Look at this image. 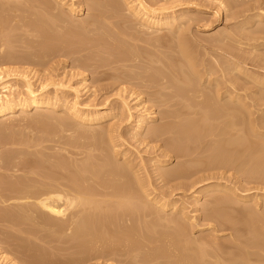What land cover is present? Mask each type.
<instances>
[{"label":"bare ground","instance_id":"bare-ground-1","mask_svg":"<svg viewBox=\"0 0 264 264\" xmlns=\"http://www.w3.org/2000/svg\"><path fill=\"white\" fill-rule=\"evenodd\" d=\"M2 1H4L3 3L6 2L5 4L0 2V52L2 51L3 53L4 50L8 49H3L6 48L5 41L7 40H4V38L6 39L5 35H8L7 33L10 32V29L8 30L9 26L8 28L4 26L6 22L2 19V16L6 19L4 15L6 11L3 10L6 8H4V6H7L6 10L9 15L15 12V9L17 12H21L22 6H20V4L16 5L17 3L14 4V0ZM49 1L40 0L36 2L35 5L37 6H34L36 8L35 10L41 11L40 13L36 12L40 15L42 21L38 20L39 17L36 21L38 20L42 22V24L45 22L48 24L52 23L49 25L47 24L50 30L45 25L43 26V31L46 30L45 28L48 30L46 33L43 32V34H46L47 37L50 34L48 39L53 38L52 40L55 42L54 46H52V48H48L50 46L46 47L45 45L48 43L45 40L44 42L46 44L43 45L41 43L42 46L51 49V51L53 50L59 57L63 56L64 59L65 57L71 58V62L75 65V68L73 67V73H75L74 70L77 69V71L81 70V73L91 72L100 75V73L102 74L110 70L111 72L113 71V73H117L114 77L117 82L111 79L113 83L115 82V86L117 83L118 85L120 83L121 85H128L129 87H138L142 85L141 83H145L144 86L147 88L143 85L142 88L144 90L146 89V91L150 88L152 93L154 92L153 89H156L157 93L156 91L154 93H156L157 96L154 97L156 99H153L154 95L148 91L146 92V97L150 93V96H148L152 98H148V101H142V94L144 95L145 92L143 89V93L141 91L137 92L138 89L140 90L141 88H136V96L135 94L131 95V91H127L130 93L125 97V87L128 86L123 88L119 85L120 89L122 88V92L118 91L120 94L122 93L121 95L119 94L123 103L122 107L118 108L117 112H108L110 104L106 101L102 107L90 105V102H88L89 100L87 101L86 99V101L82 100V102H80L83 92H85L84 95L87 92L90 93L89 90H91V86L89 85L93 86L92 79V83L88 82L91 83L88 85L90 89L83 88L81 91L78 87L83 82L81 84L77 83L79 86H77V84H75L76 86H68V80L66 82L61 79L58 80L59 78L54 80L51 76L46 77V74L39 80L40 84H36L38 88H35L33 77H30V74L28 75L30 72L12 71L9 68L7 70L0 69V119L8 118L12 114L18 112L25 114L28 110H39L41 108H45L46 111L49 112L51 110H63L68 116V118H64L65 115L63 114L62 116L64 117L62 118V111L59 116L61 118L57 119L56 117L55 119V121L58 120L57 122L53 120L55 117L51 119L53 116L51 114L50 117L46 118L48 121L51 119L55 122L54 125L53 122L51 123L49 121L51 124H48V126H51L49 127L51 128L50 131L55 128L57 130L58 127L61 136L58 135L60 132L56 130H53L51 134L59 132L58 134L55 133L57 135L53 136L48 134L47 136V133H50L49 128L46 126L48 128L46 129L48 132H46L45 127L42 126V129L44 128L43 131L45 130L44 132H46V136L49 137L50 135L52 138L49 137L51 140L46 141L48 142L47 145L50 143L54 144L53 147L45 145V149L53 154L50 153L45 155L43 152L46 150L42 148L41 149L44 150L42 151L43 154L40 153L41 150L38 151L39 154H42V156L44 155L42 160H38L35 157L36 155L34 156V154H32V152L35 153L34 151L30 152L33 147L29 142H26L27 140L34 141L31 140L28 135L26 136L30 139L25 141L22 140L24 143H22L21 138L20 140L17 139L19 142L12 141L13 137L11 141L7 139V141H9L8 147L23 146L27 149L14 150L8 148L11 149L8 150L10 152L8 153V157L10 158L7 157L5 162H2L3 160L1 161L3 166L0 163V173L3 171V174L0 175V222H5L6 225H9L5 226L9 231L0 229V235H7L13 238L11 241H5L4 243L2 239L0 240V244L5 246L0 247V264H92L96 259L97 261L101 259L104 260V262H106L105 264H264V213L260 214L259 212H254L253 208L250 209L247 207L246 209H238L236 207L239 203L237 200L238 198L241 201H245L250 197L236 195V192L233 191L232 188L229 189V187L222 184H209L205 187L203 186L199 188L200 190H195V197L193 196L194 214L199 213L198 211H201V208L204 209L205 212H203L205 214L203 218L208 221V224L212 222L211 224H214L213 226L216 225L211 230L213 234L223 230H229L235 234L232 237L237 238L235 240L237 244L230 240V242L222 240V242L224 241L222 247L227 246V242V244H229L228 248H232L234 244V248L236 249L230 248V250L233 252L235 250V254L230 250L232 255L230 252H226L228 248H221L219 244L220 241L218 243L219 239L212 233V235L209 234L210 236L208 235L209 237L205 239L197 241L198 238L195 237L196 241L192 240V237L188 235L191 229L188 231L187 228L189 227H187V224L185 225L187 220L183 222V220H185L186 213H184V211L186 207L182 208V214H180L181 216L179 218L177 217L179 215L175 218L172 216L170 220L173 225L169 223L170 220H166L170 227L171 225L173 226V229L169 230V226L160 221V218L157 217L159 213L157 214L155 212L157 215L153 214L154 212H152V209L158 205L161 211H165L166 208L172 206V210L176 212L178 203L174 202L170 205L167 203L165 195L163 198L159 199L153 197L152 193H149L150 189L148 188L150 186L147 184L149 186L147 187L142 177H140V172L137 169L138 166L136 167L134 165L135 163L131 162L132 159L130 161L128 160L130 155L128 156L126 151L120 153L115 150L118 149L117 147L119 146L116 145V138H114L116 136L115 128L117 127V121H115L116 123L113 121V123H111L113 114L115 115L117 113L121 117L123 113H126L129 115L132 124H130V131H134V133L132 132V139L138 138L136 142L140 144H145L147 143L146 141L149 140L150 143L148 142L146 147L151 143L161 144L159 148H157L158 150H164L161 154L162 158L158 157L159 159L157 160L152 159L155 160V168L157 169L158 167L156 172L161 174L159 178L162 176L161 179L165 178L166 180L163 179L165 181L175 182V180L181 181L183 178H185V180L187 178L192 179L196 174L199 176L200 173L204 174L207 172V175H202L198 179L196 178L197 180L193 178L195 182H193L192 185L189 184V188H194L195 186L198 187L201 183L205 184V182H209L208 180H213L214 172L211 174V171H226L229 168L234 169V167L240 164L241 167L239 166V170L245 173L243 168L249 164L250 171L254 172H252L253 177L255 176L254 181L258 179V183H264V111L261 112V116L259 115L260 119H256L255 117L252 119V111L249 110L250 104L248 105L245 102L246 97L240 94L246 87L242 88L241 83L240 88H238V85L236 86L238 89L234 87L236 85L235 82L238 80L241 82V80H243L242 77L251 78L253 76V74L249 73V70L245 68L247 63L250 62L253 66L261 68L262 66L260 67L259 65L263 63L262 58L250 59V57L247 56L249 59H246L245 57H241L244 56L246 52L244 55L235 56L237 55L236 53L235 55H231L229 52L234 51H232V49L230 50V48H232L231 45H234L231 43V45H229L230 51H228V54L231 55H229V58L232 62L231 60L227 62L228 65L226 64L227 67L225 68H227V72L229 71L228 75L230 74L232 76L231 82L235 84H231L234 89H231L232 87L228 88L227 85L224 87V84V89L222 90L220 88L222 84L219 85V81L221 80H218L216 77V79L212 78L215 75L218 76V74H215L216 72L212 73L213 70L211 71L209 69L199 70L200 67L204 65L202 62L197 61L196 57L199 56L197 53H195V55L193 52L194 46H192L191 43L193 40H190V42L187 39L190 34H187L188 37L185 35L186 32H189L188 29L191 28L190 23L194 21V12L205 10V8H202L204 5L201 6L203 0L200 4L193 0V2L190 1L182 6H179V4L177 5L175 0H112L113 4L116 2V5H108L110 2L107 4L104 0H78L77 7H75V3L68 5L65 0H55L56 3L62 7V12L60 8L58 9L56 7V9L60 10H57V12L60 13H54L55 7L53 6L54 9H52V6L48 4L50 3L52 5L51 2L53 0ZM217 1L219 2V8L224 5L227 10L228 8L234 10L233 7H238L239 3L242 4L241 7L245 6V3H242L244 0ZM122 2L125 4V7H123L124 4H122ZM245 2L249 1L245 0ZM257 3L255 2V4ZM120 4H122V8ZM30 6L33 7V5ZM10 7L12 8L11 13H9ZM29 7L27 6V8ZM177 8H180V10L177 11ZM219 8L217 9L219 10ZM254 9L255 11L258 9L257 12L262 13L252 14L250 17L245 15L248 12L252 13ZM28 11L29 10H26V12ZM32 12L33 11L30 13L29 11L28 14L30 13L33 16ZM22 13L25 14V10L20 14ZM235 13H237L235 17L233 16L235 19L245 17L244 21L240 23L238 36L242 35L244 32H248V34L244 33L245 36L243 35V38L240 36L246 42L244 46L251 47L250 52L247 51V54L249 52L250 54L248 55L250 56L252 54L254 55V53L263 55L264 53L260 52L264 51L262 50V48H264V2L253 5L252 7L246 6L243 11L239 13L235 11ZM11 16L14 18L15 14ZM36 16L34 18H36ZM16 19H19L18 22L21 23L20 18ZM8 22L7 19V24H10V22ZM252 24H263L261 25L263 28L258 26V30L253 33L252 31H248ZM54 29L56 35L52 33L54 37H51L52 35L49 31L51 32ZM9 36L10 35H8V37ZM225 36L228 37L227 35ZM220 37H222L221 34L219 38ZM226 37L224 40L228 39H226ZM234 37L233 35L231 36V38ZM219 38L217 39L220 40ZM239 38L238 40L242 41ZM52 40L49 41V43L53 42ZM14 41L11 42L13 43ZM17 41L19 44L18 39ZM220 42L218 41L217 44ZM223 43L222 41V44ZM239 43L242 44L243 42H238V44ZM10 45L14 44L10 43ZM222 47L224 46L222 45ZM222 47L221 49L224 52ZM227 47H225V50H228ZM195 48L196 47H194V49ZM221 49H219V51ZM237 49L236 51L238 52ZM7 53L9 57L7 55L5 59H0V67L2 65L17 66V64L20 65L21 63L26 64L28 61V63H30L33 58L29 60L26 56L24 60L23 57H21L22 55L20 56L21 58L18 57L21 53L19 55L16 53L17 55L15 54V57L14 55L11 56V52L7 51ZM102 53L103 56L101 55L102 58H99L100 61L97 57ZM168 53H170V55L173 53V58L168 57ZM243 53L244 52H242V54ZM42 54L45 56V53L42 52ZM82 54H84V56H82ZM105 54L109 59L106 58L107 56ZM25 55L26 54H24V56ZM77 55L78 57L80 55L78 59H76ZM199 55L202 56V54ZM2 56L4 55L0 57ZM222 56L223 55H220V57ZM105 58L108 59V61ZM203 58L202 56V59ZM102 59L104 62L107 61V63L104 64ZM220 59L221 58H219V60ZM101 62L103 63L102 65ZM214 63L213 67L215 68ZM211 64L212 63H210V65ZM104 67H108L109 69L100 72V68L106 69ZM206 67L207 66H204V68ZM223 68L224 67L221 69L223 70ZM262 68H264V66ZM134 69L138 70L135 72ZM166 70H168L169 73L166 72ZM110 71L108 73L112 74ZM138 71L143 72V74H141V72L137 74ZM220 72L222 73L221 70ZM227 72H225L226 75ZM14 74H17L15 78L17 81H15L16 83L7 79L8 76ZM85 74L86 73H84L83 76ZM110 74H106L107 77L105 78H108L107 81L110 79L108 75L111 77L114 76ZM225 74L221 79L226 78ZM256 76L258 75L256 74ZM101 77L102 76H100V78ZM76 78L78 77L76 76ZM96 78L99 79V77ZM252 78H254V76ZM136 79H142L141 83H137ZM257 79L254 80V83H256L260 89H264V75L262 79L260 78L262 81ZM20 80L22 81L21 87L18 84ZM95 81H97V84H100L97 79H95ZM227 81V84H230V81ZM86 82L87 79L84 80V83ZM102 82L104 81L101 80V83ZM146 84L149 86H146ZM202 84H206L208 89L206 87L205 89L201 88V86H203ZM243 85L246 84L243 83ZM50 87L54 89L53 92L47 91ZM98 88L99 87L94 88L95 92L92 88L93 92L96 93V89ZM250 89H253V86ZM69 90L74 94L72 99H70ZM98 91L100 90L98 89ZM166 91H168V93ZM255 92L257 93L256 89ZM255 92H253L254 95H256ZM70 95L72 94L70 93ZM134 101H136V105L133 104V107L131 103ZM148 102L157 104L158 107L161 105L159 108L163 106L164 108L166 106H169L170 109L175 108L176 111L172 110L173 112H171L167 107L168 111L166 110L165 112L164 110L163 112H165V114L163 113V116L162 113L159 115L161 116L160 119L163 117L162 120L168 119L171 121L167 123L165 120L166 123L163 122L164 124L161 123L162 125H159L160 123L157 124L156 121L159 117L156 112L152 111L154 109L150 111V108H146V105H149ZM142 111L143 113H140ZM41 115L39 118H43V115ZM128 115L124 117H128ZM69 116L76 121V124L73 122L72 124L71 120L70 122L66 120L71 119ZM117 118L115 119L117 120ZM125 119L127 118H124V120ZM33 123H35V121ZM104 123L107 124V126L105 125V131L102 130L105 134H103L101 130V133L98 131L99 133L96 134L95 127ZM53 126L56 127L52 128ZM87 128L89 131H87ZM44 132L43 134H45ZM143 135H145V137ZM250 135L252 139H250ZM42 136L43 135H41V137ZM47 137H45V139H49ZM37 138L39 139V137ZM217 138L220 139L213 142V140ZM209 139H211L213 145L214 143L216 144L210 152V147L207 145L211 143L210 141L207 143ZM34 140L35 143L38 141L36 138ZM41 140L42 139L36 143L38 144L36 146L39 148L42 145V147H44L46 143H42L43 140L40 142ZM32 142L31 144H33ZM205 143L207 144L203 145ZM202 146H206V148L208 146V150L205 147L204 150H207L211 154L205 151V157L201 156L200 159V156H196L203 154L204 150ZM151 147L153 148V146ZM246 151L250 155L249 159H247L248 156H244L245 159L249 160L248 164H244L245 160L243 161L240 159V156L243 157ZM94 153L96 154L94 155ZM207 154L209 156H207ZM111 155L113 157H111ZM173 155L179 160H186L182 164L179 162L180 165H178L177 168L171 167L170 169L167 167L170 170L166 171L163 169L162 171V168L170 163ZM3 159L5 160V158ZM120 160L124 162L121 163L119 162ZM237 162L240 163L238 164ZM241 162H243L245 166H243ZM139 169H141V167H139ZM248 171L247 169L246 173ZM21 173L24 175H18ZM146 173L148 174L149 172L146 171ZM158 173L157 175H159ZM147 176L144 178L147 179L149 177ZM249 177L253 180L252 176ZM167 185L169 184H166V187ZM182 186L184 188V185ZM170 190V193L174 191ZM203 195L204 197L205 195H207V197L211 196L210 198L206 197L209 200L205 198L207 200L206 202L210 203V205L205 208L203 206L201 207L202 203L200 197ZM230 195L235 197V199H230L232 198ZM258 199L257 196L250 198V200L256 201H252L256 203V205ZM203 205L205 204L203 203ZM175 206L177 207L175 208ZM156 210L158 211V209ZM151 212L153 217L156 216V218L162 222L160 225L158 224V226L163 227L164 224V226H168L169 229L166 228V230L163 227L164 229L161 228V230H158L159 227L156 229V223L152 224L147 221V219L152 218L150 216ZM161 217L164 216L161 215ZM165 217H167V219L169 218L168 216ZM152 219L151 221L153 222L155 219ZM186 223H188V221ZM200 227L201 226H199V228ZM200 231H203V229H200ZM7 251H10L13 255L10 256ZM55 252H61L62 254L65 252L68 254L59 256ZM142 253L146 254H143L146 257L141 258V260L140 257L143 256L141 255Z\"/></svg>","mask_w":264,"mask_h":264},{"label":"rangeland","instance_id":"rangeland-1","mask_svg":"<svg viewBox=\"0 0 264 264\" xmlns=\"http://www.w3.org/2000/svg\"><path fill=\"white\" fill-rule=\"evenodd\" d=\"M15 2H14V4H16V5H19L20 4V6H22V9H21V12H24V10H25V14L27 13L28 14V12L30 11V13H31V11H33L32 13H33V16L29 13L28 15L26 14H24V13H22V14H20L21 12L20 11H18L17 12V10L15 9V12H13V13H11L12 12V8H11V10H10V8H9V13H11L10 15L7 13L8 11L6 10L7 9V6L5 7L4 6V8H6V9H3V10H5L6 12H4V15H5V17H6V19L2 16V19L6 22V24H4V26H6L7 28H8V26H9V28H8V30L10 29V32L9 33H7L8 35H10L9 37H8V35H5L6 36V39L4 38V40H7V41H5L6 42V48H3V49H7V50H4V52L2 53V51L0 52L1 53V55H4V56H2V57H0V59H5L6 57L5 56H7L8 55V53H7V51L8 52H11L10 54H11V56H13L14 55V57H15V54L17 53L19 56V58H21V57H23V59L25 60V57L27 56L28 58L27 59H29V60H31L30 58H32V60H33V63H32V60L30 61V63H28V62H26V64H24V63H21L20 65L19 64H17V66L16 65H13V66H8V65H2L1 67H0V69H4V70H7L8 68L9 69H11L12 71H21V72H24V71H28V72H30V73H28V75L30 76V77H33V80L35 81L34 83H35V88H38V84H40V79H42V77H44V75H46V77H50L51 76V78H53L54 80L55 79H57V78H59L58 80H62V81H67V84H68V86H76L75 84H81L82 82L84 83V80L85 79H87V82L86 83H82L80 86L77 84V86H79L78 88L82 91L83 90V88H89V86H91L90 88H91V90H89V92L90 93H86L85 95H84V93L85 92H83L82 93V99H80V102H82V100H84V101H88V102H90V105H93V106H99V107H102V105L105 103V101L106 102H108L109 104H110V107H109V109H108V112H117V110H118V108H121L122 107V100H121V98H120V95L122 94H120L119 92L121 91V89H120V86L121 87H125V86H128V85H121L120 83H119V85H118V83L116 84V86L114 85V83L115 82H117L115 79H114V77L116 76V74L117 73H113V71L111 72L110 70H108L109 68L107 67H104V68H106V69H102V68H100L99 70H100V72H103V70H108V71H106V72H103V73H106V74H110V73H108L109 71L112 73V74H110V75H114L113 77H111V76H109L108 75V77L110 78L109 79V81H107V79L105 78V77H107L106 76V74H101L100 73V75H98V74H93V73H91V72H84V73H86L84 76H83V74L84 73H81L80 71L81 70H78L77 71V69L76 70H74V72L75 73H73V69L75 68L74 66V64H73V62H71L72 61V59L71 58H67V57H65V59H64V57L63 56H60L59 57V55H57L53 50L51 51V49H47L46 47H48V46H50V47H48V48H52V46H54V41L52 40L53 38H49L48 39V37L50 36V34L49 33H51V37H54V35L53 34H55L54 32H55V29L53 30V31H49V35H48V37L46 36V34H43V32L44 33H46V31H48L47 30V28L50 30V27H48V25L49 24H52V23H46L45 21H43V22H45L44 24H42V22H40V21H38V20H41L40 19V15L38 14V13H40L39 12V10H35L36 8L34 7V6H37V5H35L36 4V2H39L40 0H14ZM43 1H45V0H43ZM49 1V0H48ZM50 1H52V0H50ZM49 1V2H50ZM111 1L112 0H107V2H106V0H104V2L105 3H107L108 4V2H110V4H108V5H116V2H114V4H113V1H112V3H111ZM121 1V0H120ZM169 1V0H168ZM193 2V0H175V2L177 3V5L179 4V6H182V5H184L185 3H189V2ZM202 0H200V1H196V0H194V2H198L199 4H200V2H201ZM220 1V0H219ZM247 1V0H246ZM249 2H245V0L244 1H242V3L244 2L245 3V6H243V7H241V5L242 4H240L239 3V5H238V7H233V9L234 10H232V9H230V8H228V10H227V8H225L224 7V5L221 7V8H219V2L216 0V1H213V0H203L202 2L204 3H202L201 4V6L202 5H204V6H202V8H205V10L203 9L202 11H200V12H194V16H193V19H194V21H192L191 23H190V25H191V28L190 29H188V31L189 32H186L185 33V35H186V37H188V35L190 34V39H189V37L187 38L189 41L190 40H193V42H194V44H193V42H191L192 43V46H194V47H196L195 49H196V51H195V49H194V47H193V52H194V54L195 53H197V55L199 56V57H196L195 55V57L197 58V61L198 62H202V64L204 65V66H207L206 68H204V66H202V67H200V69L199 70H202V69H204V70H206V69H209V70H213V72L212 73H215V74H218V76L217 75H213L214 77H212V78H214V79H218V80H221V81H219V85H221L220 86V88L223 90L224 88H223V85H224V87L227 85V87L228 88H231L232 86H231V84L232 83H234V82H231L232 80V76L229 74L228 75V73H229V71L227 72V68H225V67H227V65H228V63L227 62H230V58H229V55L231 54H234L235 55V53L237 54V55H235V56H239V55H244L245 54V52H246V56L244 55V56H241V57H245L246 59L248 58V57H250V59H255V58H262V62L264 63V54L262 55V54H259V53H257V54H255L254 53V55H256V56H258V57H256V56H254L253 54L250 56V55H248V54H250L249 52H250V49H251V47H247V46H244L245 44L244 43H246L242 38H243V35L245 36V34H248V32L246 33V32H244L243 33V31H242V33H240V34H242V35H240V36H238L239 35V30H240V23L242 22V21H244V19H245V17H243V18H234L235 16H236V14L237 13H235V11L236 12H240V11H243V9H244V7H246V6H253V5H257V4H259V3H262V2H264V0H248ZM0 2L2 3V4H5V3H3L4 1H2V0H0ZM65 2H67L68 3V5H70V4H74L75 3V7H77V3H78V0H65ZM182 2H184V3H182ZM207 2H209V3H207ZM255 2L257 3V4H255ZM1 3H0V6H1ZM48 3V2H47ZM52 5L50 4V3H48L50 6H52L51 8L52 9H54V7H55V11H54V13H60V12H57V10L60 8V10L62 9V7L60 6V5H58L57 3H56V1L55 0H53L52 2ZM104 3V4H105ZM117 3H121V2H117ZM218 3V4H217ZM53 4H55V5H53ZM122 4H124L123 2H122ZM122 4H120V6L122 5ZM216 4V5H215ZM30 5H33V7H31ZM117 5H119V4H117ZM27 6L29 7V8H27ZM54 6V7H53ZM207 6V7H206ZM226 6V5H225ZM23 7H24V9H23ZM56 7L58 8V9H56ZM74 7V8H75ZM123 7H125V4L123 5ZM64 8H66V7H64ZM121 8H122V6H121ZM217 8H219V10L217 9ZM236 8V9H235ZM225 9V10H224ZM229 9H230V11H229ZM26 10H29L28 12H26ZM60 10H58V11H60ZM180 10V8H177V11H179ZM233 12H232V11ZM38 13H37V12ZM258 11V9H256V11H255V9L252 11V13H250V12H248V13H246L245 15H247V16H252V14L253 15H255L256 13L257 14H260V13H262V12H257ZM20 12V13H19ZM61 12H62V10H61ZM219 12V13H218ZM19 15H18V14ZM192 13H193V11H192ZM235 13V14H234ZM15 14V17L14 18H12V16L11 15H14ZM18 16H17V15ZM87 14V13H86ZM8 15V16H7ZM23 17H21V16ZM36 15H39V16H36V18H34ZM200 15V16H199ZM17 16V17H16ZM234 16V17H233ZM39 17V18H38ZM10 18H12V19H10ZM16 18H20V21H21V23H19L18 22V20L19 19H16ZM25 18V19H24ZM38 18V20L36 21V19ZM7 19H8V21L10 22V24H12V22H13V24L12 25H10V24H7ZM10 19V20H9ZM16 19V20H15ZM23 19V20H22ZM11 20H13V21H11ZM17 23H16V22ZM23 21V22H22ZM42 21V20H41ZM8 22V23H9ZM40 22V23H39ZM18 25V27H17V25ZM48 24V25H47ZM239 24V25H238ZM264 24V23H263ZM263 24H258V25H254V24H252L251 26H250V28L248 29V31H252L253 33H254V31H257L258 30V26L259 27H261V28H263L261 25H263ZM46 26L47 28H45L46 30L45 31H43L44 30V27L43 26ZM11 26V27H10ZM22 26V27H21ZM256 26V27H255ZM190 27V26H189ZM23 28H24V30H23ZM239 28V29H238ZM12 29H14V30H12ZM18 29H20V30H18ZM256 29V30H255ZM260 29V28H259ZM22 30V31H21ZM37 30V31H36ZM39 30V31H38ZM235 30H236V32H235ZM14 31V32H13ZM34 31V32H33ZM34 34H33V33ZM41 32V33H40ZM235 32V33H234ZM238 32V33H237ZM40 33V34H39ZM53 33V34H52ZM225 33V34H224ZM188 34V35H187ZM220 34L222 35V37H220L219 38V36H220ZM223 34H224V36L225 35H227L228 37H226V39L227 40H224L225 39V37L223 36ZM229 34H232L233 35V37L234 38H231V36L232 35H229ZM42 35V36H41ZM56 35V34H55ZM238 36V37H237ZM44 38V39H42V38ZM223 37H224V39H223ZM240 37V38H239ZM263 37V36H262ZM13 39V40H11V39ZM217 38H219L220 40H218ZM230 38V39H229ZM236 38V39H235ZM238 38L240 39V40H242V41H239L238 40ZM17 39L19 40V44L17 43L18 41H17ZM41 39H42V41H41ZM48 39V40H47ZM53 41V42H50L49 43V41H51V40ZM195 39V40H194ZM223 39V40H222ZM235 39V40H234ZM16 42H15V41ZM44 40L49 44H47V45H45L46 43L44 42ZM216 40V41H215ZM224 42L223 44H222V41ZM238 40V41H237ZM11 41H14L13 43L11 42ZM218 41L221 43H219V44H217L218 43ZM226 41H227V44H226ZM235 41H237V42H235ZM5 42H3V43H5ZM44 42V43H43ZM199 42V43H198ZM214 42H216V43H214ZM230 42V43H229ZM238 42H243L242 44H238ZM7 43H9V44H7ZM10 43L11 44H14V45H10ZM41 43L43 44V45H45L46 47H44V46H42L41 45ZM231 43L232 44H234L233 46H234V48H233V46L231 45ZM40 44V45H39ZM2 45V44H1ZM5 45V44H4ZM7 45H9V46H7ZM37 45V46H36ZM195 45H197V46H195ZM222 45L224 46V47H222ZM228 47H227V46ZM229 45H231V47L232 48H230L229 47ZM239 45V46H238ZM18 46V47H17ZM27 46V47H26ZM11 47V48H10ZM21 47H23V48H21ZM29 47V48H28ZM41 47V48H40ZM221 47L224 49V52H223V50L221 49ZM225 47H227V49L228 50H225L226 48ZM236 47V48H235ZM239 47H241V48H239ZM28 48V49H27ZM229 48H230V50L232 49V51L233 52H229L230 54H228V51H230L229 50ZM238 48V49H237ZM35 49V50H34ZM219 49H221L220 51H219ZM236 49L238 50V52L236 51ZM248 49V50H247ZM1 50V49H0ZM19 50V51H18ZM39 50V51H38ZM49 50V51H48ZM241 50H242V52H244L243 54H242V52H241ZM262 50H264V48H262ZM17 51V52H16ZM21 51H23V52H21ZM29 51V52H28ZM221 51H222V53H221ZM227 51V52H226ZM240 51V52H239ZM247 51H249L248 52V54H247ZM6 52V53H5ZM14 52H16V53H14ZM25 52V53H24ZM42 52L43 53H45V56L42 54ZM226 52V53H225ZM30 53V54H29ZM33 53V54H32ZM225 53V54H224ZM260 53H264V51L262 52H260ZM16 54V55H17ZM24 54H26L25 56H24ZM38 54V55H37ZM199 54H202V56L204 57L203 59H202V56H200ZM0 55V56H1ZM22 55V56H21ZM101 55L103 56V53L102 54H100V56L99 57H97L98 59L101 57ZM106 55V54H105ZM104 55V56H105ZM175 55V54H174ZM220 55H223L222 57H220ZM226 55V56H225ZM230 55V56H231ZM21 56V57H20ZM43 56H44V58H43ZM82 56H84V54H82ZM107 56V55H106ZM105 56V57H106ZM225 56V57H224ZM228 56V57H227ZM248 56V57H247ZM254 56V57H253ZM260 56V57H259ZM4 57V58H3ZM8 57H9V55H8ZM61 57H62V59H61ZM79 57H80V55H79ZM78 57V55L76 56V59H78L79 58ZM168 57H170V58H173V53H172V55H170V53H168ZM217 57H219V58H221L220 60H219V58H217ZM252 57V58H251ZM16 58H17V56H16ZM39 58V59H38ZM55 58V59H54ZM58 58V59H57ZM96 58V59H97ZM102 58V57H101ZM106 58H108V56L106 57ZM105 58V59H106ZM35 59V60H34ZM48 59V60H47ZM61 59V60H60ZM71 59V60H70ZM97 59V60H98ZM104 59V60H105ZM109 59V58H108ZM108 59H106L107 61H108ZM223 59H224V62H225V65H224V62H223ZM249 59V58H248ZM36 60H39V61H36ZM100 60V59H99ZM228 60V61H227ZM44 61V62H43ZM101 61V60H100ZM107 61H103V59H102V62L105 64V63H107ZM170 61V60H169ZM168 61V62H169ZM217 61V62H216ZM260 61H261V59H260ZM39 62V63H38ZM62 62V63H61ZM101 62V65L103 64ZM215 62V63H214ZM231 62H232V60H231ZM43 63H45V64H43ZM172 63V62H171ZM207 63H208V65H207ZM210 63H212L211 65H210ZM213 63L215 64L214 66H215V68L213 67ZM223 63V64H222ZM262 63V65L260 64L259 66L261 67H263L264 66V64ZM200 64V63H199ZM202 64H200V65H202ZM227 64V65H226ZM218 65V66H217ZM224 65V66H223ZM252 64L250 63V62H248L247 63V65L245 66V68L247 69V70H249L248 72L249 73H252L253 74V76H254V78H250V77H242L243 78V80H241V82H240V80H238L237 82H235L236 83V85L234 86L235 88H237L236 86L238 85V88H240L241 87V85H240V83L242 84V88L244 87H246L243 91H241V93L240 94H242V96H244V97H246L245 98V102L249 105L250 104V106H249V110H251L250 112L252 113V115L253 116H251L252 117V119H253V117H255L256 119H260V116H261V112L262 111H264V100H262V99H264V89H260L259 88V86L256 84V83H254V80L255 79H257V77H258V79L257 80H259L260 78L262 79V76L264 75V68H258L257 66L255 67V66H251ZM4 66V67H3ZM72 66V67H71ZM74 67V68H73ZM222 67H224L223 68V70L221 69ZM52 68V69H51ZM66 68V69H65ZM220 68V69H219ZM249 68V69H248ZM51 69V70H50ZM71 69V70H70ZM214 69H215V71H214ZM261 69H263V70H261ZM50 70V71H49ZM138 70V69H137ZM136 69H134V71L136 72L137 71ZM140 70V69H139ZM220 70L222 71V73L220 72ZM225 70V71H224ZM228 70H229V68H228ZM36 71V72H35ZM134 71H131V72H134ZM142 71V70H141ZM141 71H138L137 72V74H139ZM169 71H170V69H169ZM218 71V72H217ZM224 71V72H223ZM255 71V72H254ZM35 72V73H34ZM80 73V75H79V73ZM166 72H168V70H166ZM225 72H227V75L225 74ZM69 73V74H68ZM73 75H72V74ZM77 73V74H76ZM121 73V72H120ZM130 73V72H129ZM169 73V72H168ZM168 73H166L167 75H170V74H168ZM20 74V73H19ZM36 74V75H35ZM91 74V75H90ZM133 74V73H132ZM135 74V73H134ZM141 74H143V72H141ZM223 74V75H222ZM224 74L226 75V78L225 79H221V78H223V76H224ZM256 74L258 75V76H256ZM16 75L17 74H14V75H12V76H8L7 77V79L10 81V80H12V81H16ZM21 75V74H20ZM54 75V76H53ZM57 75H59V76H57ZM63 75V76H62ZM70 75H72V76H70ZM88 75V76H87ZM104 75V76H103ZM64 76H66V77H64ZM75 76V77H74ZM76 76L78 77V78H76ZM83 76V77H82ZM100 76H102L101 78H100ZM229 76V77H228ZM64 77V78H63ZM74 77V78H73ZM95 77V78H94ZM96 77H99V79L98 78H96ZM216 77V78H215ZM219 77V78H218ZM231 77V78H230ZM104 78V79H103ZM230 78V79H229ZM64 79V80H63ZM93 81H92V80ZM95 79H97L98 81H99V83L100 84H97V81H95ZM114 79L115 80V82L113 83L112 82V80ZM260 79V80H261ZM7 80V81H8ZM101 80L102 81H104V82H102L101 83ZM106 80V81H105ZM142 80V79H141ZM141 80L140 79H136V82L137 83H141ZM222 80H224V81H222ZM227 80H229L230 82V84H227ZM11 81V82H12ZM81 81V82H80ZM93 82V86L92 85H89V84H91L92 82ZM227 81V82H226ZM244 81V82H243ZM246 81V82H245ZM262 81V80H261ZM13 82V83H14ZM17 82V81H16ZM15 82V83H16ZM69 82V83H68ZM74 82V83H73ZM88 82H91V83H88ZM21 83V84H20ZM88 83V84H87ZM94 83H96L97 84V86H96V84H94ZM234 83V84H235ZM239 83V84H238ZM243 83H245L246 85H243ZM18 84H19V86L21 87L22 86V81L20 80V82H18ZM37 84V85H36ZM111 84H113V85H111ZM143 86L145 85V83H141ZM253 86V89H250V88H252V86ZM84 85H86V86H84ZM89 85V86H88ZM142 85H139L138 87H136V86H131V87H125V92H124V95H125V97L130 93H128L127 91H131V95L132 94H135L136 93V91H137V89L138 88H141L140 90L138 89V91L137 92H142L144 89L142 88L143 86ZM203 85V84H202ZM88 86V87H87ZM111 86H114V87H110ZM146 86H149V85H147L146 84ZM97 88V87H99L98 89L101 91H98V89H96V93H94L95 92V89L94 88ZM100 87H101V89H100ZM108 87V88H107ZM115 87H116V90H115ZM135 87V88H134ZM145 87V86H144ZM205 87L208 89V86L205 84V85H203V86H201V88H203V89H205ZM234 87H232L231 89H234ZM89 88V89H90ZM94 89V92H93V89ZM137 88V89H136ZM145 88H147V87H145ZM237 88V89H238ZM106 89V90H105ZM118 89H120V90H118ZM131 89V90H130ZM143 89V90H142ZM212 89V88H211ZM255 89H256V91H257V93L255 92ZM257 89H259V90H257ZM22 90V89H21ZM20 90V91H21ZM88 90V89H87ZM87 90H85V91H87ZM104 90V91H103ZM108 90V91H107ZM116 92H115V91ZM151 89L149 88V89H147V91H146V89L144 90V95L142 94V98H141V100L143 101V100H147L148 101V98H149V96H150V93L152 94V95H154L153 96V99H156V98H154L155 96H157V91H156V89H153V91L155 92L156 91V93H152V90L150 91ZM47 91L49 92V91H54V89L52 88V87H50V88H48L47 89ZM92 91V92H91ZM119 91V92H118ZM150 92L148 95H147V97H146V92ZM258 91H260L261 92V95H260V92H258ZM98 92V93H97ZM104 92V93H103ZM115 92V93H114ZM122 92V91H121ZM133 92V93H132ZM164 92V91H163ZM167 93H168V91H166ZM165 92V93H166ZM253 92H255L256 93V95H254V93ZM68 93H69V96H70V99H72L73 98V92L72 91H68ZM70 93L72 94V95H70ZM92 93V94H91ZM111 93V94H110ZM113 93V94H112ZM143 93V92H142ZM88 94V95H87ZM120 94V95H119ZM156 94V95H155ZM259 94V95H258ZM97 95V96H96ZM99 95V96H98ZM113 95V96H112ZM151 95V96H152ZM257 95H258V97H257ZM90 96V97H89ZM93 96V97H92ZM117 96V97H116ZM135 96H136V94H135ZM261 96V97H260ZM109 97V98H108ZM255 97H257V98H255ZM93 98V99H92ZM134 98V97H133ZM150 98H152V97H150ZM149 98V99H150ZM158 98V97H157ZM86 99V100H85ZM159 99V98H158ZM163 99V98H162ZM255 99V100H254ZM93 100H94V102H93ZM260 100V101H259ZM83 101V102H84ZM120 101V102H119ZM260 103H259V102ZM101 102V103H100ZM112 104H111V103ZM135 102L136 101H134V102H132L131 103V106L134 104V105H136L135 104ZM263 104H262V103ZM121 103V104H120ZM149 103V102H148ZM118 105V106H117ZM120 105V106H119ZM134 105H133V107H134ZM153 106V107H151V106ZM157 104H153V103H149V105H146V108L147 109H149L150 111H151V109H154V110H152V111H154V112H156V114L158 115V119H157V121H156V123L157 124H159V125H162V124H164L163 122H165L166 123V121H167V123H168V121L170 122L171 120H168V119H165V115H164V119L166 120H162L163 119V117H162V119H160L161 118V116H159V115H161V113H162V116H163V113L165 114V112H166V110L168 111V108H169V106H166L165 108H164V106L162 107V108H159V107H161V105L158 107V105L156 106ZM259 105V106H258ZM261 105H262V107H261ZM92 106V107H93ZM258 106V107H257ZM168 107V108H167ZM254 107V108H253ZM256 107V108H255ZM260 107V108H259ZM167 108V109H166ZM253 108V109H252ZM255 109V110H254ZM259 109V110H258ZM45 110V111H44ZM165 110V112H163ZM172 110H174V111H176L175 110V108L174 109H170L169 108V111H171V112H173ZM256 110H258V111H256ZM63 110H59V111H46V109L45 108H41V109H39V110H35V109H33V110H28L25 114L24 113H20V112H18V113H15V114H12L11 116H9L8 118H5V119H0V163H1V161L2 162H5L6 161V159H7V157L9 156L8 155V153H10L8 150H11V149H14V150H16V149H21V150H24V149H27L26 147L24 148L23 146H16V147H12L11 148V146L10 147H8L9 145H8V142L9 141H11V138L13 137V140L12 141H15V142H19V141H17V139L18 140H20V138H21V141L22 140H27V139H30L31 138V140H33L34 142H32V141H28L27 140V142L26 143H28L29 142V144L30 145H32V149H31V151L30 152H32V151H34L35 153H33L32 152V154H34V156L38 159V160H42L43 159V156H42V154L43 153H45V155H48V154H53L52 152H50L49 153V151H47L45 148H46V146L45 145H47V143L48 142H46L47 140H51L52 138L50 137V135H57L60 131H59V128L57 127V130H56V126H57V124H56V126H53L52 128H55V129H53V130H56V131H59V132H55V133H57V134H51V133H53V130H51L50 131V129L51 128H49V127H51V126H48V124H50L49 123V121L52 123L53 122V120L55 121V119H56V117H57V119L58 118H61V117H59L60 116V114H61V112H62ZM143 111H145V110H143ZM143 111L142 112H140V113H143ZM42 113V115H41V113ZM65 111H63L62 112V114H61V116L64 114L65 115V117L64 116H62V118L64 117V118H68V116L66 115V113H64ZM159 112H160V114H159ZM258 112V113H257ZM47 113H48V116H47ZM254 113V114H253ZM260 113V114H259ZM21 114V115H20ZM53 115L52 117H51V119L52 118H54L53 120H51L50 118V120L48 121L46 118H48V117H50L51 115ZM124 114V115H123ZM122 114V116L120 117V115L119 114H113V118L111 119V123H116L115 121H117V127L115 128V131H116V136L114 137V138H116L115 139V141H116V145L118 146L117 148L118 149H115L117 152H124V151H126V153H127V155L130 157L128 160L130 161L131 159V162L133 163H135L134 165L137 167V169L139 170V172H140V177H142V179L144 180V182H145V184L147 185V187H149L148 189H150V191H149V193H152L153 195V197H156V198H163L164 197V195H165V199H166V201H167V203H169L170 205H172V203H174V202H177L178 203V207L177 206H175V208H176V212H174L173 210H172V206L171 207H169V208H166V210L165 211H161V209L158 207V205L156 206L155 204H153L154 206H156L155 208H153V209H158V211L156 210H153L152 209V212H154L153 214H158L159 213V216L157 215V217H159L160 218V221H162L163 223H166L168 226H169V224H168V222H166V220L168 221V220H170L171 218H172V216H173V218H175L177 215H179V216H177L178 218L181 216L180 214H182V208L184 207H186L185 208V211H184V213H186V215H187V217H186V215H185V220H183V222L184 221H188V223H186L185 222V225L187 224L188 226L187 227H189V228H187L188 229V231H189V229H191V231H189L190 233H188V235H190L191 237V239L192 240H195L196 238H198L197 239V241L198 240H200V239H205V238H207V237H209L210 235H212L213 233L211 232V230L216 226H213L214 224H211L212 222H210L209 224H208V221H206L203 217H204V209H202L201 208V211L199 210L198 212L199 213H195L194 214V212H195V208L193 207V198L195 197V190H200L199 188H201V187H205L206 185H209V184H222V185H224V186H227V187H229V189H231L232 188V190L233 191H235L236 192V195L238 194L239 196H243V195H245V196H248V197H250V198H253V197H258L259 199L257 200L258 202H257V205H256V203H254V202H256V201H254V200H250V198L248 199V200H245V201H241V200H239V198L237 199L238 200V206H236L238 209L240 208H253V211L254 212H259L260 214H263L264 213V183H258L257 182V180H255L254 181V179H255V176L253 177V174H252V172L250 171V166H248L249 164V160H247V159H249L250 158V155L248 154V152L246 151V154H248V155H246V154H243V157L242 156H240L241 158L240 159H242L243 161L245 160V162H244V164H248L245 168H246V170L248 169L249 171L246 173V170H245V168H243V170L245 171V173L244 172H242V171H240L239 169V166H240V162H237L239 165H237L236 167H234V169H236L237 167V169L236 170H234L233 168L231 169V168H229L228 170H220V171H218V170H215V171H211V174H212V172H214L213 174H214V179L213 180H208L209 182H205V184L204 183H201V184H199V186L198 187H194V188H189L190 187V185H192V183L193 182H195V181H193L194 179L195 180H197L199 177H201L202 175H207L206 173H204V174H202V173H200L199 174V176L196 174V176L194 175L193 177H192V179H189V178H187L186 180H185V178H183V180L181 179V181L179 180H175V182H172V181H165L166 179L165 178H163V179H165V180H163V179H161L162 178V176L159 178V176L161 175V174H159L158 172H156L157 170H158V167H157V165H156V167H157V169L155 168V164L156 163H154V161L155 160H157V159H159V158H162L161 157V154L163 153V149H161V150H158V148H159V146L161 145V144H158V146H157V144L156 143H151L150 145L151 146H153V148L150 146V148H149V146L148 147H146V145L148 144V142L150 143V141L149 140H147L146 142L147 143H145V144H140L139 142H136V141H138V138L137 139H132L133 137V133H134V131H130V129H131V121H130V117H129V115L128 114H126V113H123ZM25 117H24V116ZM42 116L43 118H39V116ZM126 115H128V117H124V116H126ZM260 115V116H259ZM27 116V117H26ZM257 116V117H256ZM70 117V116H69ZM118 117V118H117ZM71 118V117H70ZM115 118H117V120L115 119ZM124 118H127V119H125L124 120ZM24 119V120H23ZM37 119V120H36ZM122 121H121V120ZM27 120V121H26ZM38 120H40V121H38ZM59 120H62V119H59ZM66 120H68L69 122H70V120H71V123L73 122L74 124H76V121L73 119V118H71V119H66ZM120 120V121H119ZM35 121V123H33ZM42 121V122H41ZM58 121V120H57ZM57 121H55V122H57ZM67 121V122H68ZM113 121V122H112ZM30 122H31V124H30ZM40 124H39V123ZM44 122V123H43ZM55 122H53V124L55 123ZM68 122V123H69ZM120 122V123H119ZM28 123V124H27ZM72 123V124H73ZM162 123V124H161ZM34 124V125H33ZM71 124V125H72ZM119 124V125H118ZM131 124V125H130ZM156 124V125H157ZM30 125V126H29ZM33 125V126H32ZM51 125V124H50ZM55 125V124H54ZM107 126V124H102V125H100V126H97V127H95V129H96V134L97 133H99L100 132V130H101V132L103 133V134H105L103 131H105V127ZM158 125V126H159ZM42 126L43 127H45V130L46 129H48L49 128V131H50V133H47V136H48V134H50L49 135V137L51 138H49V137H47L46 136V132H48L47 130H46V132H44L43 131V129H42ZM46 126H48V128L46 127ZM31 127V128H30ZM38 127V128H37ZM101 127V128H100ZM6 130H5V129ZM35 130H34V129ZM85 128V127H84ZM83 128V129H84ZM4 129V130H3ZM33 129V130H32ZM99 129V130H98ZM92 130V129H91ZM103 130V131H102ZM118 130V131H117ZM36 131V132H35ZM41 131V132H40ZM45 133V134H43V132ZM87 131H89L88 130V128H87ZM93 131H94V128H93ZM99 131V132H98ZM130 131V132H129ZM263 131H264V129H263ZM91 132V131H90ZM100 132V133H101ZM118 132V133H117ZM30 134H32V135H30ZM61 134V132L58 134V135H60ZM129 134H131V135H129ZM26 135H28L29 137H27ZM41 135H43L42 137H41ZM65 135V134H64ZM124 135V136H123ZM127 135V136H126ZM39 137V139L37 138V137ZM61 136V135H60ZM120 138H119V137ZM121 136H123V137H121ZM144 137H145V135H143ZM27 137V138H26ZM41 137V138H40ZM45 137H47V138H49V139H45ZM118 137V138H117ZM126 137V138H125ZM132 137V138H131ZM144 137H142V138H144ZM26 138V139H25ZM36 138V140H40V139H42L43 140V142H42V140L40 141V142H42V143H44V142H46L45 144H44V147H37L36 145H38V144H36L38 141H36V143H35V140L34 139ZM263 138H264V136H263ZM7 139L9 140V141H7ZM124 139V140H123ZM127 139V140H126ZM131 139V140H130ZM218 139H220V138H217V139H215V140H213V142H215L216 140H218ZM250 139H252L251 138V135H250ZM126 140V141H125ZM264 140V139H263ZM20 141V142H21ZM129 143H128V142ZM135 141V142H134ZM211 142V139H209L208 141H207V143L208 142ZM3 142V143H2ZM5 142V143H4ZM31 142L33 143V144H31ZM40 142H39V144H40ZM63 142H64V139H63ZM121 142V143H120ZM213 142H211L210 144H212V145H210L209 143L207 144V143H205V144H203V145H209V147H210V150H209V152L211 151V149L213 148V146L214 145H216L215 143H214V145H213ZM22 143H24L23 141H22ZM35 143V144H34ZM41 143V144H42ZM117 143H119V144H117ZM138 143V144H137ZM122 144V145H121ZM131 144V145H130ZM154 144V145H153ZM156 144V145H155ZM8 145V146H7ZM140 145V146H139ZM36 146V147H35ZM47 146H50V147H53L54 146V144H49V145H47ZM155 146H156V148H155ZM212 146V147H211ZM49 147V148H50ZM122 149H121V148ZM135 147V148H134ZM158 147V148H157ZM203 147V146H202ZM205 148H206V146H204ZM204 147H203V150H204ZM208 146H207V150H208V148H209ZM8 148H11V149H8ZM45 149L46 151H47V153H46V151H44V150H42V149ZM127 149V150H126ZM151 149V150H150ZM28 150H30V149H28ZM41 150V152L40 153H42V151H44L42 154H39L38 153V151H40ZM49 150V149H48ZM147 150V151H146ZM207 150H204L203 151V154L202 155H197L196 157H198V156H200V159H201V156H203V157H205L204 156V152L205 151H207ZM50 151H52V150H50ZM112 151V150H111ZM157 151H158V153H157ZM29 152V151H28ZM55 152V151H54ZM208 152V151H207ZM208 152V154H211V153H209ZM129 153V154H128ZM31 154V155H32ZM96 153H94V155H95ZM207 154V156H209ZM155 155H156V157H155ZM205 155H206V152H205ZM246 156H248L247 157V159H245V157ZM111 157H113L112 155H111ZM132 157V158H131ZM159 157V158H158ZM3 158H5V160L3 159ZM8 158H10V157H8ZM155 159V160H153V159ZM175 156L173 155L172 156V160L170 161V163H168L165 167H163L162 168V171H163V169H165L166 171L167 170H170L171 169V167H174V168H177L178 167V165H180V163L179 162H181V164L182 163H184L185 162V160L184 159H182V160H179L178 158H175ZM244 158V159H243ZM136 159H137V161H136ZM152 160H153V162H152ZM241 161V160H240ZM246 161H248V162H246ZM119 162H121V163H123L124 161H122V160H120ZM118 162V163H119ZM117 163V162H116ZM153 163H154V165H153ZM141 166H140V165ZM241 164L243 165V162H241ZM1 165L3 166V163H1ZM1 165H0V168H1ZM4 165H5V163H4ZM146 166V167H145ZM176 166V167H175ZM243 166H245V165H243ZM139 167H141V169H139ZM145 169H144V168ZM167 167H169V168H167ZM241 167V166H240ZM173 168V169H174ZM144 169V170H143ZM148 169V170H147ZM242 170V169H241ZM146 171L147 172H149L148 174L146 173ZM218 171V172H217ZM240 171V172H239ZM3 171H1V173H0V175L1 174H3L2 173ZM145 172V173H144ZM165 172V171H164ZM216 172V173H215ZM157 173L159 174V175H157ZM218 173H219V175H218ZM254 173V172H253ZM143 174V175H142ZM150 174V175H149ZM209 174V173H208ZM217 174V175H216ZM223 174V175H222ZM242 174H243V176H242ZM246 174V175H245ZM249 176H252L253 177V180H251V177H249ZM18 175H21V176H23L24 174L23 173H21V174H18ZM149 177H148V176ZM245 175V176H244ZM20 176V177H21ZM145 176H147L148 178H149V180H148V178L147 179H145L146 177ZM145 177V178H144ZM249 177V178H248ZM194 178V179H193ZM197 178V179H196ZM217 178V179H216ZM161 179V180H160ZM247 179V180H246ZM19 180V179H18ZM17 180V181H18ZM160 180V181H159ZM163 180V181H162ZM225 180V181H224ZM249 180V181H248ZM15 181V180H14ZM165 181V182H164ZM167 182V183H166ZM179 182V183H178ZM260 182V181H259ZM150 183V184H149ZM184 183V184H183ZM166 184H169V185H167V187H166ZM177 184V185H176ZM180 184V185H179ZM190 184V185H189ZM152 185V186H151ZM154 185V186H153ZM179 185V186H178ZM182 185H184V188H183V186ZM163 186V187H162ZM174 186V187H173ZM177 189H176V188ZM154 188V189H153ZM187 188H189V189H187ZM156 189V190H155ZM171 189V190H170ZM193 189V190H192ZM243 189H244V191H243ZM262 189V190H261ZM169 190L170 191H173V192H169ZM169 196H167V195ZM263 195V196H262ZM194 196V197H193ZM231 196V195H230ZM262 196V197H261ZM171 197V198H170ZM207 195H205V197H204V195L203 196H201L200 197V200H201V207L203 206L204 208L205 207H207V206H209L210 205V203H208V202H206L207 200H209V199H207V198H210L211 196H208L207 198ZM232 198H230V199H235V197H233V196H231ZM261 197V198H260ZM144 198V197H143ZM207 200H206V199ZM255 199V198H254ZM261 199V200H260ZM173 200V201H172ZM203 201V202H202ZM235 201V200H234ZM252 201H254V202H252ZM184 202V203H183ZM237 202V201H236ZM250 202H251V206H250ZM203 203L205 204V205H203ZM254 203V204H253ZM240 204V205H239ZM248 204V205H247ZM152 205V206H153ZM255 205H256V207H255ZM153 206V207H154ZM181 206V207H180ZM189 206V207H188ZM242 206H245V207H242ZM188 207V208H187ZM174 208V209H175ZM169 209V210H168ZM248 210V209H247ZM256 210V211H255ZM161 211V212H160ZM204 211V212H203ZM152 212H151V217L153 218V219H155V220H153L152 218H149V219H147V221H149L150 223H152V224H155V226H156V229L159 227V229L158 230H161V228L162 229H166V228H168V226H164V224H163V227L162 226H158V224L160 225V223H162V222H160L159 220H158V218H156V216H154L153 217V215H152ZM156 212V213H155ZM174 212V213H173ZM180 212V213H179ZM202 212V213H201ZM262 212V213H261ZM191 213V214H190ZM169 214V215H168ZM256 214H258V213H256ZM161 215H163L164 217H161ZM200 215V216H199ZM165 216H168L169 218L167 219V217H165ZM196 216V217H195ZM191 219H190V218ZM188 218V219H187ZM194 218V219H193ZM151 219L153 220V222L151 221ZM195 220V221H194ZM203 220H205V221H203ZM159 221V222H158ZM3 223V224H2ZM0 222V229H3V230H7V231H9L8 229H7V227H5V226H9L8 224L6 225L5 224V222ZM169 223H171V220L169 221ZM192 223V224H191ZM172 224V223H171ZM170 224V225H171ZM199 224V225H198ZM208 224V225H207ZM173 225V224H172ZM171 225V227L169 226V230H171V229H173V226ZM203 225V226H202ZM190 226H191V228H190ZM196 228H195V227ZM198 226V227H197ZM199 226H201L200 228H199ZM4 227V228H3ZM195 228V229H194ZM200 229H203V231H200ZM167 230V229H166ZM223 231H225V230H223ZM223 231H220V232H217V233H215V234H213L214 236H217V238L219 239L218 240V243H219V241H220V247L221 248H228V246H229V244H227L226 243V245L227 246H224V247H222V244H223V242H222V240H225V241H231V242H234L235 244H237L236 243V237H232V236H234L235 234L234 233H232V232H230L229 230H226L225 232H223ZM205 233V234H204ZM212 233V234H211ZM220 233V234H219ZM210 234V235H209ZM205 235V236H204ZM207 235V236H206ZM209 235V236H208ZM21 236V235H20ZM218 236H220V237H218ZM196 237V238H195ZM204 237V238H203ZM231 237H232V239H231ZM4 238V239H3ZM233 238H234V241H233ZM2 239V242L4 243L5 241H11L13 238L12 237H10V236H7V235H4V236H2V235H0V240ZM8 239V240H7ZM196 241V240H195ZM229 241V242H230ZM200 242V241H199ZM0 243H1V241H0ZM225 245V244H224ZM5 247L3 244L1 245L0 244V247ZM231 246V245H230ZM224 248V249H225ZM231 248V247H230ZM230 248H228L227 250L228 251H226V252H230L231 250H230ZM234 248V244L232 245V248L231 249H233ZM234 249H236V248H234ZM230 250V251H229ZM233 254H235V250H234V252L233 251H231ZM230 252V253H231ZM7 253L10 255V256H12L13 255V253H11L10 251H7ZM55 253H57L59 256H63V255H67L68 253H65V252H63V254L61 253V252H55ZM146 253V252H145ZM232 253H231V255H232ZM144 253H142L141 255H143ZM57 255V256H58ZM144 255H146V254H144ZM141 256L140 257V259L141 258H143V257H146V256ZM60 258V257H59ZM99 259V258H98ZM57 260V259H56ZM100 260V259H99ZM102 260V259H101ZM97 261V259H96V261L94 260L93 262H92V264L94 263V264H105L106 262H104V260H102V261ZM142 260V259H141ZM102 262V263H101ZM162 262H163V260H162ZM159 263H160V261H159ZM91 264V263H90ZM161 264V263H160Z\"/></svg>","mask_w":264,"mask_h":264}]
</instances>
